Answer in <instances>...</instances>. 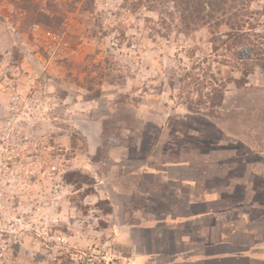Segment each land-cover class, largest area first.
Listing matches in <instances>:
<instances>
[{"label":"rangeland","instance_id":"374dc122","mask_svg":"<svg viewBox=\"0 0 264 264\" xmlns=\"http://www.w3.org/2000/svg\"><path fill=\"white\" fill-rule=\"evenodd\" d=\"M162 3L0 0V264H132L126 188L173 167L264 190V0L229 46Z\"/></svg>","mask_w":264,"mask_h":264},{"label":"crops","instance_id":"0c3cea01","mask_svg":"<svg viewBox=\"0 0 264 264\" xmlns=\"http://www.w3.org/2000/svg\"><path fill=\"white\" fill-rule=\"evenodd\" d=\"M157 178L147 197L126 188L132 264H264L263 188L213 186L187 164Z\"/></svg>","mask_w":264,"mask_h":264},{"label":"trees","instance_id":"16d2710c","mask_svg":"<svg viewBox=\"0 0 264 264\" xmlns=\"http://www.w3.org/2000/svg\"><path fill=\"white\" fill-rule=\"evenodd\" d=\"M166 2H173L175 8L184 21L185 26L191 27L193 24L200 28L209 26L211 28L217 27L218 24L227 22L231 27V34H228V39L223 43L227 46L229 44H239L240 39H244L245 35H239L236 30L239 28L243 13L248 12L251 4L255 0H163ZM32 5V4H31ZM34 11V10H33ZM40 15V14H39ZM42 16V14L40 15ZM238 26V28H237ZM188 29V28H187ZM233 42V43H231ZM250 45H253L250 43ZM262 49V48H261ZM260 49V50H261ZM249 59H252L251 57ZM256 61H260L256 57ZM258 66V65H257ZM259 67H262L259 65ZM245 74V73H244ZM250 74L247 70V75Z\"/></svg>","mask_w":264,"mask_h":264},{"label":"built area","instance_id":"2783aa9c","mask_svg":"<svg viewBox=\"0 0 264 264\" xmlns=\"http://www.w3.org/2000/svg\"><path fill=\"white\" fill-rule=\"evenodd\" d=\"M109 1L112 0H97V3L103 5L104 3L109 4ZM117 2L122 3L123 0H117ZM9 125L11 126V122H9ZM10 126L8 127V129L10 128ZM0 141L2 140L0 139ZM5 149V144L0 142V254L1 251H4L8 246L7 239L4 238L10 232L9 228L12 223L11 210L13 207L9 190L10 188L7 186V183H3L4 181L1 175V169L7 168V165L11 160L9 156L7 157L4 155Z\"/></svg>","mask_w":264,"mask_h":264}]
</instances>
